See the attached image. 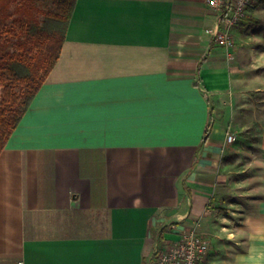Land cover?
Returning a JSON list of instances; mask_svg holds the SVG:
<instances>
[{
    "label": "crops",
    "instance_id": "obj_1",
    "mask_svg": "<svg viewBox=\"0 0 264 264\" xmlns=\"http://www.w3.org/2000/svg\"><path fill=\"white\" fill-rule=\"evenodd\" d=\"M250 23L226 48L207 0H76L0 154V264H155L188 229L211 241L200 264H264Z\"/></svg>",
    "mask_w": 264,
    "mask_h": 264
},
{
    "label": "trees",
    "instance_id": "obj_2",
    "mask_svg": "<svg viewBox=\"0 0 264 264\" xmlns=\"http://www.w3.org/2000/svg\"><path fill=\"white\" fill-rule=\"evenodd\" d=\"M75 4L0 0V154L58 61Z\"/></svg>",
    "mask_w": 264,
    "mask_h": 264
},
{
    "label": "built area",
    "instance_id": "obj_3",
    "mask_svg": "<svg viewBox=\"0 0 264 264\" xmlns=\"http://www.w3.org/2000/svg\"><path fill=\"white\" fill-rule=\"evenodd\" d=\"M254 0H207V5L216 13L217 26L213 37L220 45L230 48L233 44L232 28L249 18V7ZM226 7H228L227 10ZM232 57V53L228 52ZM233 134L227 141H234ZM211 241L195 229L183 230L180 238L158 252L155 264H200L210 251Z\"/></svg>",
    "mask_w": 264,
    "mask_h": 264
},
{
    "label": "rangeland",
    "instance_id": "obj_4",
    "mask_svg": "<svg viewBox=\"0 0 264 264\" xmlns=\"http://www.w3.org/2000/svg\"><path fill=\"white\" fill-rule=\"evenodd\" d=\"M257 2L255 4L256 7H254V12H250L249 14V17H251L250 27L257 32V35L264 36V0H257ZM252 3L254 4L255 2Z\"/></svg>",
    "mask_w": 264,
    "mask_h": 264
}]
</instances>
